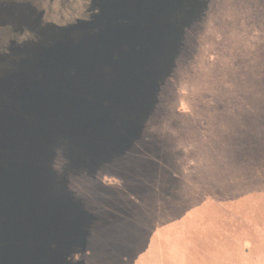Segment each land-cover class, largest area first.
Instances as JSON below:
<instances>
[{"label":"rangeland","instance_id":"obj_1","mask_svg":"<svg viewBox=\"0 0 264 264\" xmlns=\"http://www.w3.org/2000/svg\"><path fill=\"white\" fill-rule=\"evenodd\" d=\"M99 1L0 0V108L11 110L12 106L2 107V102L11 100L12 91H16L18 97L11 103L26 110L34 109L27 103L28 94L18 86L15 76L8 78L16 62L13 60L22 54L18 49L49 42L48 48L57 39L64 41L68 49L67 45L73 46L80 35L92 30L88 26H94L97 20ZM167 16L172 22H166L159 32L163 36L162 45L168 47L166 54L162 52L158 57L165 65L149 80L153 98L149 110L146 114L144 110L135 112L134 118L127 116L125 110H117L111 116L115 118L104 124H109L108 128L125 123L134 128L144 126L143 138L189 139L190 136L181 135L180 129L185 132L187 128L190 131L198 127L213 129L214 137L220 139L235 133L241 126L244 128L245 123L250 126L259 123L261 117L264 118V0H186L182 9H173ZM4 80L6 82L2 83ZM37 85L34 92L42 93V78ZM40 93H33V98L37 99ZM41 100L37 99V106ZM187 122L195 126H181ZM67 146V140L55 144L49 171L57 176L74 173L76 181L72 187L82 195L88 191V203L93 204L101 195L100 183L91 182L87 177V165L72 163ZM242 148V143L237 148L230 145L226 153L230 151V155L233 153L240 159L237 150ZM242 183L264 187L261 179ZM96 231L98 241L88 246V255L83 244H76L70 264L125 263L130 254H122L124 261L110 259L111 247L101 240L99 228Z\"/></svg>","mask_w":264,"mask_h":264},{"label":"crops","instance_id":"obj_2","mask_svg":"<svg viewBox=\"0 0 264 264\" xmlns=\"http://www.w3.org/2000/svg\"><path fill=\"white\" fill-rule=\"evenodd\" d=\"M195 128L180 129L189 139L103 140L88 155L87 177L101 190L93 204L72 187L74 173L48 172L86 255L99 228L110 259L130 254L123 264H264V187L238 186L249 171L226 153L230 141L222 151L213 129Z\"/></svg>","mask_w":264,"mask_h":264},{"label":"water","instance_id":"obj_3","mask_svg":"<svg viewBox=\"0 0 264 264\" xmlns=\"http://www.w3.org/2000/svg\"><path fill=\"white\" fill-rule=\"evenodd\" d=\"M185 1L100 0L92 30L68 49L59 39L48 48L49 42L18 49L27 56L13 60L8 78L15 76L34 109L13 105L16 91L2 102L11 110L0 108V264H59L50 240L71 228L69 210L61 217L47 200L51 147L62 138L88 142V132L99 144L104 140L101 133L109 127L104 121L113 120L123 98L118 84L138 81V66L162 55L161 26ZM41 78L42 93L34 92ZM33 93L42 98L38 106Z\"/></svg>","mask_w":264,"mask_h":264},{"label":"trees","instance_id":"obj_4","mask_svg":"<svg viewBox=\"0 0 264 264\" xmlns=\"http://www.w3.org/2000/svg\"><path fill=\"white\" fill-rule=\"evenodd\" d=\"M168 22L171 23L172 19H169ZM167 49L168 47H166L164 50L161 49V51L166 54ZM164 63L165 62H163V60L161 59H157V62H155L154 59L151 62L147 61L143 67H141V65L138 66L140 67L137 74L138 77H136L137 80L139 79L138 81L135 82L133 80H130L128 83H126L125 81L121 84H118L119 93L123 95L121 96L123 97L122 101L119 102V110H125V113L127 112L126 115L131 116L132 118L135 117V112L144 110V114L147 113L151 100L153 99H151L150 91L152 92V90L150 89L151 83L149 82V80L153 77V73H158V69L164 66ZM125 89H127V92H125ZM103 102L106 103L105 100H103ZM132 110L134 111V113L131 112ZM116 119L118 118L116 117ZM128 121L134 120L129 119ZM128 124L129 123H125L123 126L114 125L112 128H107L103 130L101 136L108 143H112L114 142V140L117 141L118 138H140V136H142V130L144 127L137 126L134 128V126H128ZM239 128V131H236L231 135L229 134L225 138H220L222 149L226 147L224 144H228V141H230V145H236V148L239 147L240 143H242L243 148L241 150H237V153L241 156V158L237 159V161L243 169L249 171L250 175H239L238 181L241 182L238 183L248 181L250 183L255 179H261V181L264 182V118L261 117L259 123L256 122V124H251V126L245 123L244 128L242 126ZM93 133L94 132H88V142L81 140L78 145H75L72 142L67 141V147L69 150L68 155L72 160V163L77 164L78 162H81L80 164H85L88 166V155L94 158V155H97V153H99L100 145L102 144V142L99 144V138H97ZM241 137H243V140L241 139ZM142 138L143 136L141 137V139ZM60 140L66 139L62 138ZM56 143L54 142V144L52 145L51 152ZM115 144L117 143L115 142ZM248 177L249 179H246ZM62 198L63 197H58L57 195L52 193H49V195L47 196V200L49 199L48 201L54 203L55 208L60 211V213L57 215L61 217L65 215L67 213L66 211L71 207V203L69 201H64L65 199L63 198V200ZM70 228L71 229H67L65 226L60 231L58 236H52L53 239L50 240L51 246L54 249L53 256L60 254L61 259L59 260V264H70L71 253L73 252L74 247L77 244L76 241H78L77 233L73 231L72 227ZM66 229L67 233H65Z\"/></svg>","mask_w":264,"mask_h":264},{"label":"flooded vegetation","instance_id":"obj_5","mask_svg":"<svg viewBox=\"0 0 264 264\" xmlns=\"http://www.w3.org/2000/svg\"><path fill=\"white\" fill-rule=\"evenodd\" d=\"M10 42H11V43H10V47H12V45H13V44H12V41H10ZM10 50H13V49H12V48H10Z\"/></svg>","mask_w":264,"mask_h":264}]
</instances>
